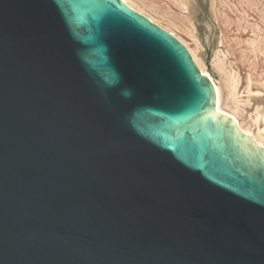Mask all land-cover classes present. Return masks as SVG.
Here are the masks:
<instances>
[{"label": "water", "instance_id": "95a60500", "mask_svg": "<svg viewBox=\"0 0 264 264\" xmlns=\"http://www.w3.org/2000/svg\"><path fill=\"white\" fill-rule=\"evenodd\" d=\"M215 108L122 0H0V264H264V149Z\"/></svg>", "mask_w": 264, "mask_h": 264}, {"label": "rangeland", "instance_id": "374dc122", "mask_svg": "<svg viewBox=\"0 0 264 264\" xmlns=\"http://www.w3.org/2000/svg\"><path fill=\"white\" fill-rule=\"evenodd\" d=\"M129 1L141 6L138 0ZM151 1L168 8L174 16L182 15L170 0ZM226 2L230 11L222 23L211 14L209 0H195V8L191 10L194 37L182 23H172L166 16L148 9L145 12L175 33L192 58L195 56L215 80L221 91L222 110L237 117L242 127L264 144V120L258 121L259 113L264 110V0ZM255 38L257 43L253 49L248 42ZM233 79L236 80L234 89Z\"/></svg>", "mask_w": 264, "mask_h": 264}, {"label": "bare ground", "instance_id": "6f19581e", "mask_svg": "<svg viewBox=\"0 0 264 264\" xmlns=\"http://www.w3.org/2000/svg\"><path fill=\"white\" fill-rule=\"evenodd\" d=\"M124 3H126L129 7H131L132 9L138 11L139 13L147 16L151 21H153L154 23L158 24L159 26H161L162 28H164L165 30H167L168 32H170L171 34H173L175 37H177L175 35V33H173L171 30H169L167 27L161 25L157 20H155L151 15L147 14L145 12L146 9L160 14L162 16H166L168 18L169 21H171L172 23L175 22H180L182 23L184 26H186L188 32L191 34L192 37H194L196 35V30L193 24V17L191 15V10H194L195 6V0H170V2L181 12L182 15H180L181 17L178 16H174L172 14H170L167 9L168 8H163L160 7L159 5H157L154 1H148V0H138L141 3V6H136L134 5V3L130 2L129 0H122ZM219 3L216 2V0H209V4H210V12L213 15V17L215 19H218L220 22L225 23L226 18L228 17V10L230 11L229 7L227 5L226 0H218ZM217 3V4H216ZM239 3V0H238ZM206 8V7H205ZM206 10V9H205ZM182 41V40H181ZM183 42V41H182ZM220 42H222V39L220 40ZM256 43H257V38L255 39H251L249 40L248 44H250L251 46H253L252 48L255 49L256 47ZM191 52V50H190ZM196 61V63L198 64V68L200 70V72L203 75H206L209 80L211 81L215 94H216V108L215 110L221 113H226L229 116L232 117V119L234 120L235 124H236V128L238 130H242L246 135H250L251 138H253L254 142H256L257 146H261L264 147V144L261 143V141L257 140V138L255 137V135L253 133H251L250 131L245 130L240 121L237 119V117L233 116L232 114L222 110L221 108V91H220V87L218 86V84L215 82V80L203 69V67L201 66V64L199 63V60L194 56L193 57ZM235 83L236 80L233 79V84L232 87L233 89L235 88ZM257 91V90H255ZM258 92V91H257ZM263 121L264 120V110L262 112L259 113V120L258 121Z\"/></svg>", "mask_w": 264, "mask_h": 264}]
</instances>
